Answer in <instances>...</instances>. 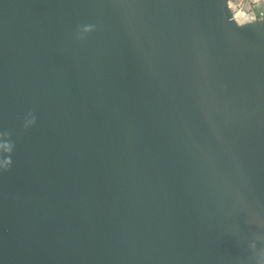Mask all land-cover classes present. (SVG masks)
I'll return each instance as SVG.
<instances>
[{
    "label": "water",
    "instance_id": "water-1",
    "mask_svg": "<svg viewBox=\"0 0 264 264\" xmlns=\"http://www.w3.org/2000/svg\"><path fill=\"white\" fill-rule=\"evenodd\" d=\"M227 2L0 0V264H264V22Z\"/></svg>",
    "mask_w": 264,
    "mask_h": 264
},
{
    "label": "built area",
    "instance_id": "built-area-1",
    "mask_svg": "<svg viewBox=\"0 0 264 264\" xmlns=\"http://www.w3.org/2000/svg\"><path fill=\"white\" fill-rule=\"evenodd\" d=\"M227 8L238 25L264 22V0H228Z\"/></svg>",
    "mask_w": 264,
    "mask_h": 264
},
{
    "label": "clouds",
    "instance_id": "clouds-1",
    "mask_svg": "<svg viewBox=\"0 0 264 264\" xmlns=\"http://www.w3.org/2000/svg\"><path fill=\"white\" fill-rule=\"evenodd\" d=\"M89 29L88 28H85V31H88ZM29 123H32V121H29ZM4 148H5V151L6 153L10 152L11 151V145H3ZM11 163V160L9 158H6L5 159V165H10Z\"/></svg>",
    "mask_w": 264,
    "mask_h": 264
}]
</instances>
